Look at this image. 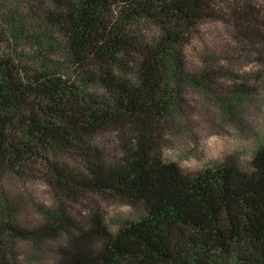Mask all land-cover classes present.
<instances>
[{"label": "trees", "instance_id": "obj_1", "mask_svg": "<svg viewBox=\"0 0 264 264\" xmlns=\"http://www.w3.org/2000/svg\"><path fill=\"white\" fill-rule=\"evenodd\" d=\"M13 1L27 8L21 19L7 10L17 26L0 28V264L15 242L42 244L61 231L72 241L64 264H264V146L249 169L228 162L197 174L159 152L186 86L219 97L231 119L233 100L259 91L223 77L215 59L190 65L183 47L206 22H222L255 49L264 81V0ZM23 20L37 22L36 34H25ZM144 23L158 33L146 37ZM48 48H58L62 66L48 61ZM95 85L102 93H91ZM104 133L114 135L112 154L94 142ZM39 179L66 201L113 196L142 216L116 234L98 216L88 230L64 227L41 206L45 224L31 222L18 209L36 204L8 187ZM93 238L98 252L87 251Z\"/></svg>", "mask_w": 264, "mask_h": 264}, {"label": "rangeland", "instance_id": "obj_2", "mask_svg": "<svg viewBox=\"0 0 264 264\" xmlns=\"http://www.w3.org/2000/svg\"><path fill=\"white\" fill-rule=\"evenodd\" d=\"M26 8L23 2L0 0V28L7 30L17 26L13 23L14 18L7 15V10H10L16 19H21ZM36 24V21L25 20L23 27L27 30L25 34H36L32 28L29 29V26L35 27ZM140 27L146 37H153L158 33V28L153 24L144 23ZM198 31L199 33L183 47L184 57L190 65L200 67V61L204 57L215 59L219 63L217 66L221 68L219 72L223 77L228 80H232V76L237 77L239 80L235 81L236 83L247 81L248 85L259 87V91L239 98V102L233 100L236 116L231 119L221 111L219 97L186 86L183 109L181 113L177 107L171 110L172 116L167 129L162 133L159 152L165 162L175 163L187 174H197L228 162L249 169L255 153L264 146L262 63L255 56L253 47H247L243 42L236 43L231 36V27L224 23L209 21ZM57 49L48 48L46 52L49 53L48 61H56L62 66V60H54L60 54ZM92 90L91 93H102L97 85L93 86ZM94 142L106 150L107 154L115 152L113 146L115 139L112 134H101ZM56 154L78 169L84 166L78 156L61 151H57ZM13 182L15 185L11 182L8 187V193L13 199L36 204L35 209L30 206L18 209V215L31 222L39 220L45 224V213V219L50 215L51 219L64 227L69 220L88 230L92 226V217L98 216L107 230L116 234L142 216L141 206H132L117 197L88 195L84 199L66 201L43 179L31 184ZM40 206L47 212L40 213L38 211ZM86 248L87 251L98 252L102 249V243L99 239L93 238L87 241ZM71 249L70 236L61 231L56 238L42 244L15 242L10 246L11 257L8 256V261L9 264H64L61 251L70 252Z\"/></svg>", "mask_w": 264, "mask_h": 264}]
</instances>
